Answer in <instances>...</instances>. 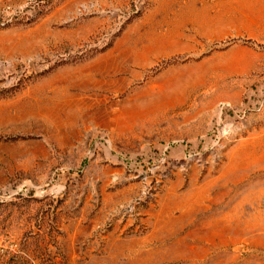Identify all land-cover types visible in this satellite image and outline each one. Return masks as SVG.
I'll return each mask as SVG.
<instances>
[{
  "label": "rangeland",
  "instance_id": "rangeland-1",
  "mask_svg": "<svg viewBox=\"0 0 264 264\" xmlns=\"http://www.w3.org/2000/svg\"><path fill=\"white\" fill-rule=\"evenodd\" d=\"M0 264H264V0H0Z\"/></svg>",
  "mask_w": 264,
  "mask_h": 264
},
{
  "label": "built area",
  "instance_id": "built-area-1",
  "mask_svg": "<svg viewBox=\"0 0 264 264\" xmlns=\"http://www.w3.org/2000/svg\"><path fill=\"white\" fill-rule=\"evenodd\" d=\"M230 128H231V126L229 125V127H228L229 132H230Z\"/></svg>",
  "mask_w": 264,
  "mask_h": 264
},
{
  "label": "bare ground",
  "instance_id": "bare-ground-1",
  "mask_svg": "<svg viewBox=\"0 0 264 264\" xmlns=\"http://www.w3.org/2000/svg\"><path fill=\"white\" fill-rule=\"evenodd\" d=\"M221 5V4H220Z\"/></svg>",
  "mask_w": 264,
  "mask_h": 264
}]
</instances>
